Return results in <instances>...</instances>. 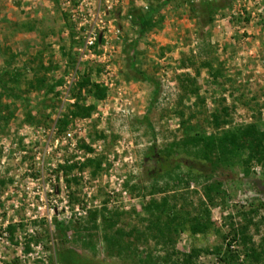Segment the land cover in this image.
<instances>
[{
    "label": "rangeland",
    "instance_id": "obj_1",
    "mask_svg": "<svg viewBox=\"0 0 264 264\" xmlns=\"http://www.w3.org/2000/svg\"><path fill=\"white\" fill-rule=\"evenodd\" d=\"M54 1L0 0V46L16 55L12 65L26 79L40 75L54 86L25 91V82L17 96L0 98V264H61L64 249L91 264H183L194 249L189 264H264V254L246 256L248 247H264L263 167L253 163L245 175L240 165L213 168L171 148L189 128L264 127V0H171L140 36L133 11L163 0ZM215 1L216 10L207 6ZM91 27L96 47L83 55ZM132 61L157 82L155 99ZM84 72L107 87L106 97L91 116L68 118L59 131ZM152 147L158 157L148 159ZM91 157L102 158L94 174L81 166ZM60 165L73 169L66 174ZM212 183L220 185L209 201L204 191ZM164 197L181 217L207 207L213 228H164L166 238L157 236L150 223L158 211L146 206ZM104 214L115 221L111 230ZM116 229L127 243L122 253H110L103 240ZM240 230L246 243L232 240Z\"/></svg>",
    "mask_w": 264,
    "mask_h": 264
},
{
    "label": "trees",
    "instance_id": "obj_2",
    "mask_svg": "<svg viewBox=\"0 0 264 264\" xmlns=\"http://www.w3.org/2000/svg\"><path fill=\"white\" fill-rule=\"evenodd\" d=\"M57 1L58 0H55L54 2L57 3ZM169 1L171 0H163L162 4L156 7H148L146 10L137 9L136 11H133L132 18L134 24L138 28L139 36L145 32L149 24L151 25L155 14L160 11V8ZM218 2H210L207 6L216 10ZM203 6L204 5L198 7L200 12L205 10L206 7L203 8ZM26 27H28L29 30H32L34 28V24L32 23L28 26L26 25ZM95 47L96 45L94 44L92 48ZM9 50L10 49L8 46H0V53L6 55L3 59L2 68L0 69V98L3 96L6 97L7 95L17 96V92L20 91L19 88L21 87V84L25 82L27 84L24 88L25 91L30 89L47 88V92H49V90L54 89L53 85L49 86L46 83L44 76L38 75L32 79H26L23 69L12 65L16 55ZM74 59V57H71V62H75ZM130 64L131 69L135 74L139 75L141 78L151 83L155 87L152 100L155 99L158 89L157 82L141 69L137 68L133 61ZM205 65L209 66L210 63L206 62ZM85 73L86 72L81 74L75 83V92L73 93L75 100L70 104L71 107L69 109V113H66L63 118L60 119L59 131L64 130L66 124L68 123V118L91 116L96 110L97 103L106 97L107 87L101 83L92 81L89 74ZM188 76L189 75L187 73H183V75H181V77L184 78ZM182 79L183 78H181V81H183ZM61 81L62 79L58 80L57 82ZM189 92L193 93L196 97H199V91L197 89H193ZM55 94L57 95L58 93ZM89 97L94 99L93 103H88L87 99ZM226 111L227 109L223 108V113H226ZM28 118H31L29 112H27V119ZM144 118L147 120L146 115ZM212 119L216 128H218L220 125V113H212ZM176 146H182L187 154L202 162L209 163V165H211L213 168L240 165L244 169V174L248 175L251 164L257 163L260 164L264 170V127L248 125L245 127L240 126L224 129L218 132L214 131L212 133H207L205 131L200 132L196 129L194 130V128H189L186 129L183 139L178 143H173L171 148ZM83 147L92 152V149L89 146L83 145ZM156 157H158V155L155 149L152 147L148 152L147 158L154 159ZM101 164L102 158L91 157L81 163V166L82 169L92 167V172L94 174L99 168H101ZM59 167L64 168L66 174L73 169L72 165H60ZM219 185L220 183H212L205 188L204 192L209 201H212V193L217 192ZM202 203L204 204V202ZM146 208L150 213L151 211H158V214L152 217L150 228H155L159 232L157 236H160L161 238L162 236L163 238H166V235L163 231L164 228L169 229L175 234H177L179 230L182 229H187L191 234H197L206 233L213 228V222L209 219V210L207 207L203 208L204 215L196 214L193 217L186 213V217H181L179 212L171 211L168 198L164 197L161 201H149ZM103 210L105 209L103 208ZM164 214L168 215L166 220L162 221ZM97 215L98 214L96 211H90L88 215L89 220H91L94 227H96ZM102 219L105 228L111 230L114 227L115 221H111L110 218H108L105 214L102 215ZM63 228L65 229L66 227L61 226V229ZM8 229L10 233H13V227L9 226ZM123 234L124 232L120 229H116L114 233H104L103 240L106 246L109 248L110 253H122L126 249L125 247L127 246V243L123 242ZM236 237H239L243 243H246L248 240V237L242 232V230H240V235L238 231L234 232L232 240H236ZM262 243L264 244V237L262 238ZM228 244H230V242H228ZM26 250H28V248H26ZM198 252L199 251L197 249H194L192 251L193 256L198 255ZM192 254H187L185 256V261L183 264L190 263ZM262 254H264V247L262 245L259 250L253 247H248V252H246V256L253 258V260H258ZM59 262L61 264H91L90 259L80 253L75 252L73 249H64L59 252Z\"/></svg>",
    "mask_w": 264,
    "mask_h": 264
},
{
    "label": "built area",
    "instance_id": "obj_3",
    "mask_svg": "<svg viewBox=\"0 0 264 264\" xmlns=\"http://www.w3.org/2000/svg\"><path fill=\"white\" fill-rule=\"evenodd\" d=\"M116 1L118 2V0H116ZM96 40H97L96 30H95L94 27H91L87 31V34L85 36L84 47H83V50H82L83 55H85V54H91V56H93V54L91 52V49H92V46L94 44H96ZM68 135H70V134H68Z\"/></svg>",
    "mask_w": 264,
    "mask_h": 264
}]
</instances>
